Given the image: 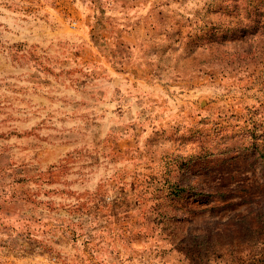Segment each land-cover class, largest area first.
Listing matches in <instances>:
<instances>
[{"label": "rangeland", "instance_id": "rangeland-1", "mask_svg": "<svg viewBox=\"0 0 264 264\" xmlns=\"http://www.w3.org/2000/svg\"><path fill=\"white\" fill-rule=\"evenodd\" d=\"M0 264H264V0H0Z\"/></svg>", "mask_w": 264, "mask_h": 264}]
</instances>
